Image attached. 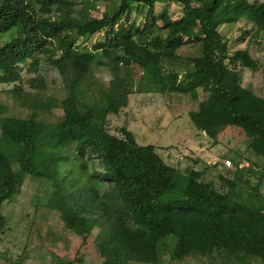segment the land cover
<instances>
[{"label":"trees","instance_id":"16d2710c","mask_svg":"<svg viewBox=\"0 0 264 264\" xmlns=\"http://www.w3.org/2000/svg\"><path fill=\"white\" fill-rule=\"evenodd\" d=\"M98 1L0 0V36L12 35L0 45V84L13 85L6 92L24 111L8 116L0 107V230L3 203L29 177L46 194L42 205L82 246L95 240L103 264H156L165 239L175 242L171 261L209 263L225 253L264 262V205H248L259 193L245 191L240 152L234 170L222 165L221 192L199 171L165 163L126 128L119 136L106 128L107 116L127 105L135 77L159 93L202 92L206 97L188 114L194 128L215 139L219 129L238 127L246 150L264 158V97L242 85L245 69L264 77V65L248 49L231 53L221 32L240 19L264 32V1L101 0L95 18L84 9ZM155 4H178L182 13L171 19L162 11L157 21ZM100 33L91 49L77 43ZM186 44L198 45L199 54L180 55ZM98 53L109 62L106 84L92 72ZM41 59L61 77L67 95L60 102L43 97Z\"/></svg>","mask_w":264,"mask_h":264},{"label":"rangeland","instance_id":"374dc122","mask_svg":"<svg viewBox=\"0 0 264 264\" xmlns=\"http://www.w3.org/2000/svg\"><path fill=\"white\" fill-rule=\"evenodd\" d=\"M98 2L97 8L92 9L87 4L84 11L99 18L102 4L101 0ZM162 11L171 19L178 18L182 13L178 4H155L152 10L154 19L159 21L158 14ZM136 21L138 23L142 18L138 17ZM221 32L228 41L231 53L248 49L252 58L264 65V32L257 33L254 25L245 19L223 26ZM11 36V31L1 35L0 45L10 40ZM102 36L103 33H100L90 39L80 38L77 43L81 48L91 49V45L101 40ZM179 53L182 56L198 55L199 47L196 44H186L180 48ZM95 60L92 67L94 77L102 83H108L109 62L101 58L99 53L95 54ZM25 68L26 66L22 72L24 79L31 75ZM38 70L44 78L43 97H54L60 102L67 92L63 89L57 70L43 59ZM178 79L183 77L179 76ZM136 82L134 77L131 82L134 91L128 95L127 105L118 114L107 116L106 128L110 134L119 136V130L126 128L138 144H152L165 163L182 173L199 171L204 181L212 182L221 192L227 191L219 178L224 175L222 165L228 159L231 166L227 169L234 170L233 161L236 152H240L241 168L246 171L244 179L249 182V188L245 191L248 194L257 188L259 193L258 200L248 205L252 208H259L260 203L264 205V158L256 157L246 150L247 142L242 130L238 127L222 128L218 130L215 139H210L192 125L188 114L197 109L198 103L206 97L205 94L198 92L197 98H192L189 95L159 93L153 86L144 83L138 85ZM242 85L264 97V77L260 70L245 69L242 73ZM12 88V84H0V107L4 110L3 115L24 117V111L6 92ZM52 111L60 114L59 109ZM39 189L41 186L36 180L25 177L14 197L3 203L1 213L6 221L0 230V264H58L77 258L80 260H76L75 264H103L95 240L91 237L82 246L81 240L64 227L59 216L42 205L46 194H40ZM95 233L96 231L93 235ZM174 243L170 239L161 242L156 264H264L249 256H242L238 261L225 253L214 255L213 261L209 263L196 258L171 261L169 257Z\"/></svg>","mask_w":264,"mask_h":264},{"label":"built area","instance_id":"2783aa9c","mask_svg":"<svg viewBox=\"0 0 264 264\" xmlns=\"http://www.w3.org/2000/svg\"><path fill=\"white\" fill-rule=\"evenodd\" d=\"M223 164H224L225 167H230L231 166V162L228 159H226Z\"/></svg>","mask_w":264,"mask_h":264}]
</instances>
